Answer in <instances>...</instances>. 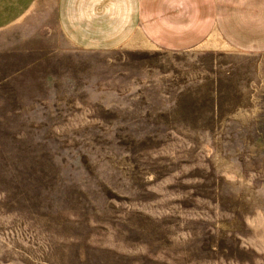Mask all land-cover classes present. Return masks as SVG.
<instances>
[{
  "label": "rangeland",
  "instance_id": "374dc122",
  "mask_svg": "<svg viewBox=\"0 0 264 264\" xmlns=\"http://www.w3.org/2000/svg\"><path fill=\"white\" fill-rule=\"evenodd\" d=\"M57 2L0 30V264H264V51H85Z\"/></svg>",
  "mask_w": 264,
  "mask_h": 264
},
{
  "label": "crops",
  "instance_id": "0c3cea01",
  "mask_svg": "<svg viewBox=\"0 0 264 264\" xmlns=\"http://www.w3.org/2000/svg\"><path fill=\"white\" fill-rule=\"evenodd\" d=\"M37 0H0V30L18 24ZM56 18L79 48H118L137 33L175 52L219 36L242 52L264 51V0H58Z\"/></svg>",
  "mask_w": 264,
  "mask_h": 264
}]
</instances>
